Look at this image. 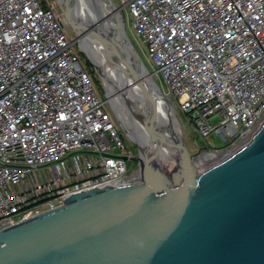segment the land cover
Segmentation results:
<instances>
[{"label":"built area","instance_id":"1","mask_svg":"<svg viewBox=\"0 0 264 264\" xmlns=\"http://www.w3.org/2000/svg\"><path fill=\"white\" fill-rule=\"evenodd\" d=\"M120 2L132 48L206 148L246 145L264 121V0ZM73 44L42 0H0V231L139 180Z\"/></svg>","mask_w":264,"mask_h":264},{"label":"water","instance_id":"2","mask_svg":"<svg viewBox=\"0 0 264 264\" xmlns=\"http://www.w3.org/2000/svg\"><path fill=\"white\" fill-rule=\"evenodd\" d=\"M90 1L102 8L106 0ZM122 36L123 55L98 38L120 63L132 48L123 29ZM79 51L87 55L80 43ZM133 52L145 78L122 69L151 80ZM151 95L138 94L153 102ZM155 121L130 137L137 155L124 157L138 163L139 180L62 198V206L0 231V264H264V121L246 145L202 171L174 128L168 162L160 161L144 140Z\"/></svg>","mask_w":264,"mask_h":264},{"label":"bare ground","instance_id":"3","mask_svg":"<svg viewBox=\"0 0 264 264\" xmlns=\"http://www.w3.org/2000/svg\"><path fill=\"white\" fill-rule=\"evenodd\" d=\"M58 1L59 3L62 4V6H65L67 9H71L70 7H67L68 3H71V5H76L77 7H79L82 10L81 11L82 13L79 11V16L80 15L82 16V14L84 15L85 13V15L91 17V21L88 24V26L91 28L90 30L91 35L96 36V31L94 28H92V24L96 22L98 23L99 28L100 29L103 28V32H105L108 35L109 41L111 42L113 47L117 45V49L120 51H122L121 50L122 47H125V42L123 41V36H122L123 28L122 25H119L117 10L115 9L114 5L108 2V0L103 2L102 8L99 6L98 7L93 6L96 8V10H94L95 8L89 6L90 5L89 0H58ZM71 18H72V23L75 24L76 27L77 33H75V35L79 37L80 28L78 27V21L72 16ZM84 38L83 41L85 43L83 46L80 43V38H78L80 46L83 50H85L89 59L96 64V66L100 69L101 72H103V75L106 79L107 88L109 89L107 91V97L110 100L109 103L112 106L114 112L116 113L117 118L122 123V125L126 127V129L129 128L128 124L124 125L127 122L123 120L122 116L120 117V115L116 112L114 108V107L119 108L118 105H120V108H122L123 106L126 107L127 113L133 112L134 120H136L138 123V125H136L135 127V129H137L135 131V134L130 135L128 132V136L135 140V138L137 137V133L141 131L142 128L148 127L150 125L151 117H155L156 119L155 124L150 129V131L148 132L146 131L144 140L145 142H149V144L151 145V147L154 149L157 156L159 157L160 161L168 162V158L170 157V153H171L170 142H171V137H172L171 134L173 130V125H172L173 122H171L172 118L168 111L170 105H168L167 102L159 94H157L155 86L153 85L151 80L149 79H145L144 81L139 79L136 80L135 76L130 75L129 73L126 72L125 69H122L123 66H129L131 67L130 69L134 70L135 73L137 72V74H140L143 77L145 76L144 71L142 70L141 66L139 65V62L136 60L134 56V52H133L134 49L131 48L132 52L128 50L127 53L129 54V58L124 57L122 63H120L117 60L116 56L114 57L113 55L110 54L108 50H106L103 46H101V49L103 50L105 56L113 59L114 63H112V65H109L110 62L107 63L106 60H103L102 58L96 56L95 53L96 50L92 44L93 41L90 44L87 43L90 37L84 35ZM97 43L99 44V42ZM125 50H127V47H125ZM115 62L120 67L118 71H116L117 69L115 70L116 67ZM107 67H109V74H107L108 73ZM124 75H127L126 78L124 77ZM140 75H136V76H140ZM120 79L122 80L121 82L119 81ZM135 81L137 82L135 83ZM117 83L120 84V88L121 86H123V89L121 88L122 92L120 96H122V99L120 100V104H117V99L119 98L113 96L110 90L113 89V86ZM139 93L145 95L151 93L153 102L145 101L144 100L145 96L143 97L144 98L143 99L138 96ZM137 99L139 101H137ZM140 114L143 116L144 121L141 120L142 118L141 119L139 118ZM142 124L144 125L141 126ZM225 155L226 154H219V155H214L212 153L203 154L202 156L195 158L193 162H195V164L200 162L201 163L204 162L205 164L206 162V166L211 167L217 164L218 162H220V160L224 159ZM199 166H202V164L201 165L199 164L198 166L196 164V166L193 167L196 171H198L197 167ZM132 182L133 180L125 181L122 182V184L127 185Z\"/></svg>","mask_w":264,"mask_h":264},{"label":"rangeland","instance_id":"4","mask_svg":"<svg viewBox=\"0 0 264 264\" xmlns=\"http://www.w3.org/2000/svg\"><path fill=\"white\" fill-rule=\"evenodd\" d=\"M110 2L115 6V9L117 10L119 25H122L123 31H125V35L127 36L129 41L131 42L133 39H132L131 35L129 34V30L126 28V25H125V23L127 21L125 10L119 9V7L121 6L120 0H110ZM42 3H44L45 6L50 5V7H52L54 10H56L58 13H60L62 15L63 21L65 22V24L69 28L68 38L71 42L75 41L73 46H74V49L79 53V58H80V62L82 64V66L84 68H86L87 70H89L91 78L93 75L92 81H93V84L95 86V89H96L98 95L102 99H106L107 110L110 112V114L112 116V120H113L115 127H116L117 131L119 132L121 138L125 142L127 148L130 149L128 151H131V153H135L134 151H135V149H137L135 142L128 136V132L130 135H134L135 131L137 130V129H135V127H136V125H138V123L136 120H134L133 112L127 113V111H126L127 109L124 106L122 108H120V105H118L119 108L114 107L116 112L120 115V117L122 116L123 120L125 122H127L124 125H127V124L129 125V128L126 129V127H124L122 125V123L119 121V119L117 118L116 113L114 112L112 106L109 103V101H110L109 98L107 100V97H105L108 89L105 90V87H104L105 85L100 80L97 72L95 71V69L92 65L91 60L89 59V57L87 55H85L84 53L79 51V39L78 38H80V43L83 46L85 43L83 41L84 35H87L88 37H90V39H88L87 43L90 44L93 41L92 44L95 47L96 56L102 58L103 60H106V62L109 63L110 58L105 56L103 50L101 49V45H99L97 43L99 37L102 40H104L108 43H111L109 41L108 35L105 32H103V28H101V29L99 28L98 23H96V22L94 24H92V28H94L96 31V36L91 35L90 34L91 28L88 26L89 22L91 21V17L85 15V13H84V15L82 14V16L80 15L81 16L80 17L79 11L81 12L82 10L79 7H77L76 5H71V3H68L67 7H70L71 9H67V12L73 18H75L78 21V27L80 28L79 29L80 30L79 31L80 36L76 37L74 29H73L75 27V24H70V22H68V20H66V18L64 17L63 10H62V8L64 6H62V8H61V5L59 4L58 0H42ZM89 3H90L89 6L93 7V4L91 3L90 0H89ZM93 8H95V7H93ZM94 10H96V8ZM124 19H125V21H124ZM126 29H127V33H126ZM84 40H85V38H84ZM114 48L120 54L123 55V52H122L123 47L121 48L122 51L117 49V45H115ZM136 54L139 57L140 63L142 64V60L145 61L144 58L141 57L142 58V60H141L140 55H138L137 52H136ZM107 69H108L107 74H109V67H107ZM94 79H95V81H94ZM119 81L121 82L122 80L120 79ZM153 82L155 83L156 87L158 88L161 97L167 102L168 105H170L168 108V111H169L170 116L172 118L171 122H173L172 123L173 128L176 130L177 134L179 135L180 141H181L186 153L189 156H193L194 158L202 156L203 154L211 153L212 150L210 148H206V142L199 136L196 129L194 128V125L190 122L188 117L185 114L178 112L177 109L173 106V104L167 100V98L163 94L162 85H160L159 79L157 77H154ZM121 88L123 89V86H121ZM121 88H120V84L117 83L113 86V89H111L113 94H114L113 96H116L117 98H119V99H117V104H120V100L122 99V96H120L121 92H122ZM137 101H139V100L137 99ZM137 101H135V102H137ZM129 110H131V109H129ZM131 111H133V110H131ZM139 118L140 119L142 118L141 120L144 121L143 116L141 114H140ZM137 119H138V116H137ZM143 125L144 124H142L141 126H143ZM217 152L218 153L214 154V155H219L223 151L218 150ZM196 164H197V166L199 164L200 165L202 164V166L197 167L198 171H202L204 169L209 168L208 166H206V162H205V164H204V162H202V163L200 162V163H196ZM196 164H195V162H193L194 167L196 166ZM126 165H127L128 171L130 173L133 172L138 167V163L136 161H126Z\"/></svg>","mask_w":264,"mask_h":264},{"label":"trees","instance_id":"5","mask_svg":"<svg viewBox=\"0 0 264 264\" xmlns=\"http://www.w3.org/2000/svg\"><path fill=\"white\" fill-rule=\"evenodd\" d=\"M95 77V76H94ZM92 78H93V75H92ZM94 81H95V79H94Z\"/></svg>","mask_w":264,"mask_h":264}]
</instances>
